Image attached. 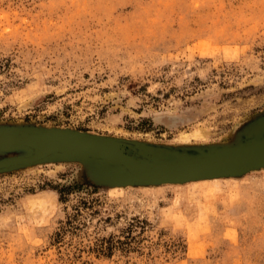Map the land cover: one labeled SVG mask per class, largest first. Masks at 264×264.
<instances>
[{"label":"rangeland","instance_id":"374dc122","mask_svg":"<svg viewBox=\"0 0 264 264\" xmlns=\"http://www.w3.org/2000/svg\"><path fill=\"white\" fill-rule=\"evenodd\" d=\"M263 120L264 0H0V134L205 152ZM218 179L121 185L62 158L0 173V264H264V168ZM110 237L112 256L91 249Z\"/></svg>","mask_w":264,"mask_h":264},{"label":"water","instance_id":"95a60500","mask_svg":"<svg viewBox=\"0 0 264 264\" xmlns=\"http://www.w3.org/2000/svg\"><path fill=\"white\" fill-rule=\"evenodd\" d=\"M0 152H20L0 159V173L62 158L115 170L119 184L134 186L238 177L264 168V137L198 152L71 130L6 129L0 134Z\"/></svg>","mask_w":264,"mask_h":264},{"label":"trees","instance_id":"16d2710c","mask_svg":"<svg viewBox=\"0 0 264 264\" xmlns=\"http://www.w3.org/2000/svg\"><path fill=\"white\" fill-rule=\"evenodd\" d=\"M61 195L62 194L60 193V196ZM60 199H62V198L60 197ZM81 204L83 206H86L87 202H81ZM75 210H76V214L72 215L71 219H69L65 222L64 227H62V229H61L62 231H60L58 234H56V239H55L56 243L62 242L61 240L67 232L74 233V231H76L79 228V226L77 224L73 223L75 221L76 216L79 215L78 209L76 208ZM123 243H125V242H122L118 239H114V238L110 237L107 239L96 240L94 242L93 246H91L92 247L91 249L94 252H96L98 255L110 257V256H112V254L115 250L120 249V247L122 246Z\"/></svg>","mask_w":264,"mask_h":264},{"label":"bare ground","instance_id":"6f19581e","mask_svg":"<svg viewBox=\"0 0 264 264\" xmlns=\"http://www.w3.org/2000/svg\"><path fill=\"white\" fill-rule=\"evenodd\" d=\"M57 130L65 131V130H61V129H57ZM204 136L205 135H204V132L202 130H194V131H192L190 133H181L179 135V141L182 142V143H188V142H190L192 140L203 139ZM218 181H219L218 178H211V179L191 180V181H187L186 183H189V182H203V184H210V183L216 184ZM171 184H184V183H171Z\"/></svg>","mask_w":264,"mask_h":264}]
</instances>
